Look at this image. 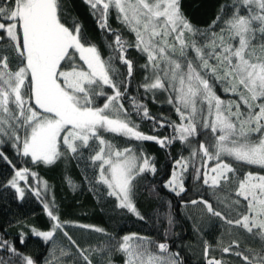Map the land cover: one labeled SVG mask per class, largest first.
Listing matches in <instances>:
<instances>
[{"label": "snow or ice", "instance_id": "1", "mask_svg": "<svg viewBox=\"0 0 264 264\" xmlns=\"http://www.w3.org/2000/svg\"><path fill=\"white\" fill-rule=\"evenodd\" d=\"M84 3L98 28L113 37L106 40L107 56L70 15L66 0L0 2V145L10 142L17 155L37 164L52 165L69 154L90 160L96 182L116 207L143 220L135 203L138 178L157 169L142 143L132 142L168 148L178 141L188 155L173 158L164 187L186 195L190 176L198 198L182 203L202 205L206 214L251 241L241 248V241L233 239L221 253L241 264H264V0H227L207 28L188 19L181 0ZM113 15L131 39L111 27ZM129 49L144 62L130 59ZM136 70H143L140 87L153 99L157 92L167 93L178 120H157L147 105L128 97ZM134 114L153 121L154 128L166 124L172 134H146ZM0 159L14 170L0 186L14 189L23 200L20 182L27 184L29 175L37 174L16 168L2 150ZM28 187L41 198L39 187ZM43 188L47 191V182ZM207 197L214 198L215 207ZM42 202L50 227L31 231L50 242L43 264H117L116 254L122 264H184L181 253L171 251L167 231L163 240L138 233L117 237L80 224L104 237L81 247L65 230L70 222L60 219L55 199ZM0 249L11 253L0 257V264H39L2 237ZM212 252L204 241L205 264H233Z\"/></svg>", "mask_w": 264, "mask_h": 264}, {"label": "trees", "instance_id": "2", "mask_svg": "<svg viewBox=\"0 0 264 264\" xmlns=\"http://www.w3.org/2000/svg\"><path fill=\"white\" fill-rule=\"evenodd\" d=\"M226 2L227 0H181V9L194 25L207 28L216 18L221 4ZM66 6L70 15L77 17L82 23L90 42L98 45L102 53L107 56L110 50L106 47V40L111 41L113 37L98 28L95 18L89 12V6L84 0H66ZM109 24L113 28L121 29L126 38H132L122 29L114 15L110 17ZM128 56L134 62H144L135 49H129ZM143 75V70L134 71V76L128 84V97H135L147 105L150 115L157 120L165 118L178 120L172 106L167 103V93L157 92L153 99L151 93H145L140 87ZM101 102L102 98L97 100V103ZM125 105L131 110L128 100L125 101ZM133 119L140 124V130L146 134L160 137L172 134V129L166 124L164 127L156 125L154 128L153 121L141 120L135 114ZM117 139L122 145L127 146L122 139ZM132 143H142L144 153L152 158L157 169L155 174L145 173L138 178L135 203L144 217L143 220L126 209L116 207L115 199L107 196L105 186L96 182L95 177L98 172L92 167L90 160L69 154L62 156L52 165L37 164L30 158L17 155L10 142L0 145V150L9 157L16 168H29L31 172L37 174L36 177L29 175L27 184L20 182L21 187L25 188L23 200L17 197L14 189L0 186V237L9 241L19 252L33 256L39 264H43V258L48 255L50 249V242L45 243L41 237L35 236L31 229L35 227L38 230H48L50 221L42 201L46 202L54 198L60 219L70 222L65 225V230L81 247L96 244L104 237L99 233L78 227L80 224L102 227L117 237L138 233L141 236L163 240L167 231L171 251H179L184 264H205L204 241L212 246V255L217 258L223 255L226 260L233 261V264H241V261L230 253L222 254L220 248L229 246L233 239H239L243 248L246 242L251 243L247 235L238 234V229H230L218 218L206 214L202 205L191 206L182 203L188 199L198 198L197 192L193 190L195 182L191 177L186 180L188 188L186 195L182 194L178 197L164 187L170 176L173 158L178 157L181 152L188 155L183 145L177 141L168 148H161L154 141ZM13 171L10 165L0 159V185L11 178ZM43 182H47V191L43 188ZM28 185L32 188L39 187L41 198L38 199L33 195ZM207 198L212 200L215 207L214 198ZM219 210L223 211L222 208ZM169 215L173 221L171 226L168 224ZM22 236L24 243H21ZM218 242H220L219 246ZM9 256L11 253L0 249V257L7 259ZM13 259L18 262V258ZM114 259L117 264H122V257L119 254H116Z\"/></svg>", "mask_w": 264, "mask_h": 264}]
</instances>
